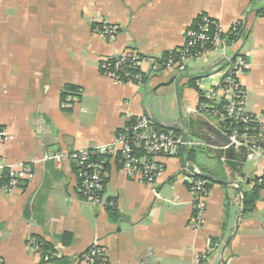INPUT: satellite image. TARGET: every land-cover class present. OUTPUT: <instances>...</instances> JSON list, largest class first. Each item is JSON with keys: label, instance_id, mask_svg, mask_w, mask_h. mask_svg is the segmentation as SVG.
Returning a JSON list of instances; mask_svg holds the SVG:
<instances>
[{"label": "crops", "instance_id": "1", "mask_svg": "<svg viewBox=\"0 0 264 264\" xmlns=\"http://www.w3.org/2000/svg\"><path fill=\"white\" fill-rule=\"evenodd\" d=\"M264 0H0V128L9 139L0 163L29 165L31 177L13 192L0 182V259L4 264H85L95 241L110 264H264V157L242 148L220 157L206 139L214 115L199 111L225 73L221 51L160 69V59L185 42L201 14L230 26L244 24L230 45L251 67L241 74L245 109L264 120ZM118 26L108 41L94 25ZM128 49L144 55L143 85L103 75L101 60ZM196 82L200 86L196 87ZM75 89L63 93L67 86ZM198 88V89H197ZM148 115L157 128L185 122V158L209 174L201 224L196 225L193 180L178 155L160 154L164 173L145 184L111 161L103 203L81 201L72 161L47 153L91 149L114 142L130 118ZM214 141H220L218 137ZM194 150V157L189 151ZM202 176V175H201ZM255 199L247 209V201ZM49 245L45 254L32 243Z\"/></svg>", "mask_w": 264, "mask_h": 264}, {"label": "built area", "instance_id": "2", "mask_svg": "<svg viewBox=\"0 0 264 264\" xmlns=\"http://www.w3.org/2000/svg\"><path fill=\"white\" fill-rule=\"evenodd\" d=\"M197 28H189L186 32L185 42L179 49V58H168L167 67L176 68L189 59L199 58L209 52L221 49L228 64L225 73L209 100L221 103L225 101L223 109L225 115L219 117V110H213V115L219 120H231L230 133H227L231 144L235 148H245L248 159L264 157V120L259 114L250 113L245 109V90L241 84L240 74L250 68L247 58L237 52L229 51L230 35L240 26V22L225 28L219 20L201 14ZM95 31L104 36L108 41H113L118 35V26L109 21L96 23ZM141 65V58L135 50L128 49L122 53L106 56L101 60L103 75L119 82L142 85L144 77L137 72ZM200 86V83H197ZM211 103H200L199 111L205 113ZM239 121L246 126L242 132L234 125ZM254 125V126H252ZM127 133L120 134L110 144H104L91 149H79L66 152L47 153L45 159H52L60 164L63 160L74 161L79 168V177L82 180L80 199L84 203L101 205L103 203V187L108 177L107 165L111 161H118L127 176L145 184H153L165 171L163 163L157 160L160 154L168 153L178 155L183 144L181 138L171 131H160L153 127L148 115L135 118L132 127L126 128ZM9 139L6 130L0 128V146ZM188 143V142H187ZM142 148L145 155L135 154L134 150ZM93 153L109 156L92 160ZM8 171V181L4 188L13 192L21 182L31 177L29 165L6 166L0 163V179L4 171ZM195 198L196 225L201 224L205 211V198L208 181L203 178L191 180ZM35 250L44 253L46 260L53 258L54 254L44 251L41 244L33 243ZM85 264H110L106 249L95 240L82 254ZM0 264H4L0 259Z\"/></svg>", "mask_w": 264, "mask_h": 264}, {"label": "trees", "instance_id": "3", "mask_svg": "<svg viewBox=\"0 0 264 264\" xmlns=\"http://www.w3.org/2000/svg\"><path fill=\"white\" fill-rule=\"evenodd\" d=\"M262 12V14H264V10H262L261 11ZM199 17L197 18V19H195V21L193 22V24L190 26V28H197L198 27V23H199ZM96 25V24H95ZM95 25H94V27H95ZM244 35H245V32H244V26L243 25H240L239 27H238V29L235 31V32H233V34L232 35H230L229 36V38L232 40L231 41V44L233 43V44H235V43H237L238 41H240L243 37H244ZM181 48V47H180ZM180 48H178V49H176V50H174V51H170V52H167L164 56H163V58L162 59H160V61H159V63H157V65H160V69L162 70V69H165V68H168L167 67V61H168V58H170V57H172V58H174V59H178L179 58V49ZM139 54V57L141 58V62L144 60V59H146V57L144 56V55H142V54H140V53H138ZM182 65V64H181ZM180 66V65H179ZM141 72L142 73V75H143V77H144V81H143V84L145 83V81H146V74L141 70V67L139 68V70H137V72ZM125 82V81H124ZM126 83V82H125ZM142 84V85H143ZM196 87H198V85H197V82H196ZM199 88V87H198ZM197 88V89H198ZM75 89V87L74 86H71V85H69V86H67L66 87V90H65V92L63 93V97H66V95H67V93L68 92H70V91H72V90H74ZM198 91H199V95H200V103H211V106H212V108L210 107V108H208V111H206L205 113H207V114H210V115H213V110H219V117H222L223 115H225V112H224V109H223V105H224V103H225V101H223V102H221V103H218V102H214V101H210L209 99H207L206 97H205V94L203 93V91L202 90H200V89H198ZM216 117V116H215ZM152 121V120H151ZM220 124H221V127L223 128V130H225L226 131V133H230V129H231V127H233V126H231V120H220ZM135 123V118H130L129 119V121H128V123H127V125L125 126V128H123L122 130H120L119 131V134L118 135H120V134H125V133H127V130H126V128L127 127H132L133 126V124ZM152 124H153V127L156 129V130H160V131H168V130H165V129H162V128H157L155 125H154V122L152 121ZM235 127H237L238 129H240V131L242 132V130H243V128L246 126V124L244 123V122H241V121H239L238 123H236L235 125H234ZM252 126H254V125H252ZM169 132V131H168ZM172 132V131H171ZM134 152H135V154H138V155H145V152H144V150L142 149V148H137V149H135L134 150ZM195 154H196V151H194V150H191V151H189V156L190 157H194L195 156ZM91 158H92V160H98V159H102V158H106V159H109V156H103V155H99V154H97V153H93L92 154V156H91ZM118 162V161H117ZM72 163L74 164V166H75V168H76V174H77V177H78V181H79V195L81 194V191H80V189H81V186H82V180H81V178L79 177V168L77 167V165H76V163L74 162V161H72ZM119 163V162H118ZM120 164V163H119ZM121 165V164H120ZM107 168H108V165H107ZM195 177L196 178H203V179H206L207 181H208V179L207 178H205V177H203V176H201V175H195ZM107 180V179H106ZM106 180H105V182H104V185H105V183H106ZM254 180H255V182H256V186H255V192L256 191H258V190H260V189H262V188H264V173H263V175L262 176H257V177H255L254 178ZM8 181V171L7 170H5L4 171V173L2 174V178L0 179V182L2 183V184H5L6 182ZM209 185H210V182H208V184H207V188L209 187ZM254 203H255V199L253 198L251 201H247V209L248 210H250V209H252L253 207H254ZM42 245V244H41ZM43 246V248H44V251L45 252H48L49 251V245H42Z\"/></svg>", "mask_w": 264, "mask_h": 264}, {"label": "water", "instance_id": "4", "mask_svg": "<svg viewBox=\"0 0 264 264\" xmlns=\"http://www.w3.org/2000/svg\"><path fill=\"white\" fill-rule=\"evenodd\" d=\"M227 64H228V62L226 64H224L221 68H224ZM160 124L166 129L178 130L181 133V140L183 142V144L181 146V162H182L183 168L188 169L191 172H194L196 174L202 175L203 177L213 178L212 175L202 174V173L200 174L199 172H196L195 166L193 164H188L186 161L185 148L187 145V134L184 130L185 129V122H184L183 117H180V125L168 126V125L162 124L161 122H160ZM206 125L209 128V132L206 136L207 137L206 139L211 141V143H209V145H211L212 150L217 152L220 157H224L226 153L229 156L233 155L236 148L234 145L231 144V141H230L228 134L224 133L222 130H220L217 126L213 125L212 123L207 122ZM215 137H218L220 141H218V142L214 141ZM242 149H243L244 154H245V148L242 147Z\"/></svg>", "mask_w": 264, "mask_h": 264}, {"label": "rangeland", "instance_id": "5", "mask_svg": "<svg viewBox=\"0 0 264 264\" xmlns=\"http://www.w3.org/2000/svg\"><path fill=\"white\" fill-rule=\"evenodd\" d=\"M102 21H105V20H100V21H98L97 23H99V22H102ZM238 22H240L241 24L240 25H243L244 26V24H243V22L242 21H238ZM221 23V22H220ZM237 23V22H236ZM222 24V23H221ZM235 24V23H234ZM223 25V24H222ZM233 25V24H232ZM232 25H230V26H225V25H223L225 28H230V27H232ZM105 38V37H104ZM106 39V38H105ZM241 41V40H240ZM239 41V42H240ZM215 51H221L222 53H223V56L225 55V53H226V51H224V50H221V49H218V50H215ZM215 51H212V52H209V53H207L206 55H204V56H207V55H210V54H212L213 52H215ZM237 52H239V51H237ZM237 52H232V53H234V54H237ZM202 57V56H201ZM226 62H228V61H226ZM249 66L251 67V63H249ZM243 73V72H242ZM241 73V74H242ZM241 74H240V78H241ZM197 144H203V145H209L208 143H206V142H204V143H197Z\"/></svg>", "mask_w": 264, "mask_h": 264}]
</instances>
